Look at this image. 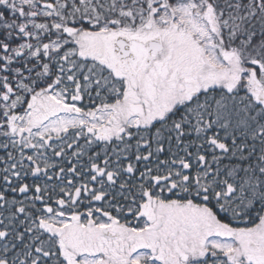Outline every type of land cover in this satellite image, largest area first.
Instances as JSON below:
<instances>
[{
  "label": "snow or ice",
  "instance_id": "1",
  "mask_svg": "<svg viewBox=\"0 0 264 264\" xmlns=\"http://www.w3.org/2000/svg\"><path fill=\"white\" fill-rule=\"evenodd\" d=\"M0 264H264V0H0Z\"/></svg>",
  "mask_w": 264,
  "mask_h": 264
}]
</instances>
